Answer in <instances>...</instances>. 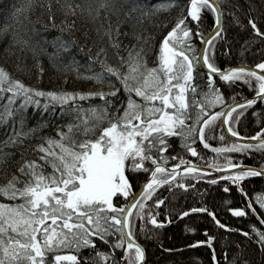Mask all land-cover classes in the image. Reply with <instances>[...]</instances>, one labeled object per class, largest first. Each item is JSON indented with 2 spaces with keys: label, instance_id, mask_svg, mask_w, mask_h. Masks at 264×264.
<instances>
[{
  "label": "snow or ice",
  "instance_id": "snow-or-ice-1",
  "mask_svg": "<svg viewBox=\"0 0 264 264\" xmlns=\"http://www.w3.org/2000/svg\"><path fill=\"white\" fill-rule=\"evenodd\" d=\"M126 2L131 3L124 12L127 17L137 11L144 16L149 10L179 7L184 0H162L153 5H145L142 0ZM30 7L31 0H27L14 9L13 15ZM109 7L111 0H99L96 8L88 5L87 10L98 17L100 9ZM204 10L213 16L207 34L201 27ZM232 15L239 24V19ZM222 16L219 0H186V14L160 40L152 66L145 59L143 48L137 49L135 45L127 49V57L119 58V65L109 64L101 57V53L107 55L103 48L95 57L89 55L90 71L78 75L95 84H106L108 91H44L12 78L0 67V123L10 120L12 127L7 139L0 142V156L6 155L4 146L23 144L25 137L36 133L35 127L26 128L27 108L40 107L41 98L46 111L55 114L59 105L61 119L74 114L71 121L57 127L55 137L39 138L42 142L33 149L38 159L24 160L17 169L20 176L13 175L0 185V196L13 201L0 203V264H143L145 250L136 239V222L139 221L141 232H145V220L156 228L164 226L166 220L157 217L167 197L161 196L158 189L163 192L166 188L168 193L173 189L187 191L193 187L185 183L187 178L204 176L200 167L183 156L168 154L170 138L179 137L183 148L193 157L198 156L197 141L217 156L264 151V126L249 137H241L235 127L247 109L264 101V59L254 65L242 63L224 69L217 66L216 41L224 39L225 31ZM247 24L251 40L245 44H264V30L258 26V20L250 17ZM105 34L111 41L110 27ZM119 34L117 24L116 35ZM196 41L200 42L198 52ZM111 46L119 47L116 43ZM53 47L57 50L49 53L50 59L59 58L60 52H67L72 44L57 37ZM97 60L99 69L92 71ZM197 75L206 79L203 87L195 83ZM215 76L229 85L246 84L254 91L253 97L240 103L235 101L233 91V102L227 103L215 84ZM92 97H99L102 103L88 108L77 104L78 100ZM217 107L219 110H214ZM217 121L231 137L248 142L240 143L237 139L229 145L213 147L208 140L216 138ZM224 139L220 134L219 140ZM170 160L179 163L169 164ZM45 166L51 171L45 172ZM207 166L217 172L234 170L208 183L229 180L245 198L248 194L240 186L241 181L264 176V166L245 167L234 163L232 156H225L222 165L208 162ZM134 181L138 186L134 187ZM224 191H229L228 187ZM255 200L264 209V194H257ZM246 207L256 212L251 202ZM228 211L236 217L247 215L242 207H229ZM189 212H206L216 225L227 228L206 207L190 208L179 215L187 216ZM260 224L264 225V219ZM250 227L264 251V231ZM243 235L249 237L250 233L245 231ZM213 239L208 235L207 241L196 243H207L211 248ZM97 241L108 250H99ZM81 249H88L90 255H83ZM117 250L122 251L118 259ZM212 259L215 264V250Z\"/></svg>",
  "mask_w": 264,
  "mask_h": 264
},
{
  "label": "trees",
  "instance_id": "trees-1",
  "mask_svg": "<svg viewBox=\"0 0 264 264\" xmlns=\"http://www.w3.org/2000/svg\"><path fill=\"white\" fill-rule=\"evenodd\" d=\"M26 2L27 0H0V67L7 70L12 78L21 80L29 87L44 91H108L106 84L103 86L95 84L78 75L90 71L89 55L95 57L103 48L107 55L101 53V57L109 64L119 65V58L127 57V49L135 45L137 49L143 48L145 59L149 66H152L160 40L174 26L176 20L182 14H186V0L179 7L156 12L149 10L144 16L137 11L127 17L124 12L129 10L131 3L126 0H111V7L100 9L98 17H95V13L90 15L87 6L96 8L99 0H31V7L27 11L13 15L14 9ZM142 2L145 5H153L161 3L162 0H142ZM219 3L223 12L222 22L225 31L224 39L216 41L214 62L217 66L223 69L242 63L254 65L264 59V44L258 41L245 44V41L251 40V29L247 24L250 17L258 20V26L264 30V0H219ZM181 9L185 12L182 13ZM233 13L239 19V24L233 19ZM203 15L204 23L201 27L206 34L212 28L213 16L207 10H204ZM117 24H119V35H116ZM241 24L244 27H241ZM109 27L112 31L111 41L105 34V29ZM57 37L70 42L72 47L67 52L61 51L59 58L50 59L49 53L57 50L53 47V41ZM113 43L118 44L119 47H112ZM199 44L200 42L196 41L197 52ZM73 61L76 64H73ZM98 69L97 60L91 70ZM214 81L229 104L233 102V91L236 93L235 101L254 94V91L242 82L229 85L219 77H214ZM195 83L203 87L206 79L202 80L197 75ZM97 103H102L99 97L77 101V104L84 108ZM59 110V105L56 106L55 114L44 110L43 98L40 107L28 106L26 128L35 127L37 131L33 136L25 137L23 144L3 147L6 155L0 156V185L6 184L13 175L20 176L17 169L24 160L38 159L33 149L42 142L39 138L55 137L57 127L72 120L74 114H67L61 119ZM214 110L218 111L219 107ZM253 112L256 115H252ZM261 126H264V101H258L252 108L247 109L241 121L235 125L240 134L245 136L253 135ZM11 131L10 120L7 123H0V142L5 141ZM220 134L225 136L223 141L219 140ZM215 136V139L208 140L213 147L229 145L233 142L226 137L219 126V121ZM169 144L171 145L168 149L169 155L183 156L199 166H207L208 162L222 165L225 156H232L233 162L237 164L244 163L258 168L264 166V151H253L251 155L224 153L217 156L215 152L204 148L197 141L195 147L198 156L193 157L183 148L179 137L170 138ZM173 162L179 163V160H170L169 164ZM44 171L50 172L51 168L45 166ZM229 174L222 176L226 177ZM216 177L205 175L203 179L189 177L185 183L193 187L188 188L187 191L173 189L172 193H168L166 188L163 192L158 189L161 196L167 197L165 203L160 206V215L157 217L166 220L164 226L156 228L145 220V232H141L139 221L136 222V239L145 250L143 264H212V250H215L218 264H244V262L264 264V251H261L257 243L258 237L250 226L254 225L261 231H264V228L246 207L248 200L256 209L257 215L264 219V209H261L255 200L257 194H264V177H248L241 181L240 186L248 194L247 198L237 190V185L229 180H218L215 185L208 183L210 179ZM140 179H143L142 174ZM136 186L138 185L134 181V187ZM225 187H228L229 191L225 192ZM12 202L0 196V203ZM200 207L215 212L217 219L227 225V228L216 225L206 212H189L183 217L179 215L181 211ZM229 207L245 208L247 215L233 216L228 211ZM245 231L250 233L249 237L243 235ZM208 235L214 238L211 248L207 243H196V241H207ZM97 243L99 250H108L102 242L97 241ZM81 252L85 256L90 255L88 249H81ZM120 255L122 251L117 250V259Z\"/></svg>",
  "mask_w": 264,
  "mask_h": 264
},
{
  "label": "water",
  "instance_id": "water-1",
  "mask_svg": "<svg viewBox=\"0 0 264 264\" xmlns=\"http://www.w3.org/2000/svg\"><path fill=\"white\" fill-rule=\"evenodd\" d=\"M208 33V32H207ZM206 33V34H207ZM199 49H200V44H199ZM199 49H198V51H199ZM234 66H238V65H234ZM234 66H229V67H234ZM216 77H218V76H216ZM253 96H250V98H252ZM244 99V98H243ZM243 99H240V100H238L237 102H240V103H242L243 102ZM231 104V103H230ZM223 130L226 132V129L225 128H223ZM226 134H227V136L229 137V139L230 140H233V141H235V140H237V139H240V138H234V137H231V135L230 134H228L227 132H226ZM241 137H249V136H245V135H242L241 134ZM246 143V142H248L247 141V139H240V143ZM240 165H242V166H245V167H252V168H258V167H256V166H251V165H247V164H240ZM198 166V165H197ZM183 167V165H181V168ZM198 167H200L201 169H202V172L204 173V175L205 176H207V177H211V176H222V175H224V174H228V173H230L231 171H234V170H225V171H220V172H217V171H215V169L214 168H210V167H208V166H198ZM260 177H264V176H260ZM247 203H249L248 202V200H247ZM250 212L252 213V215L258 220V222L260 223V220H261V218H260V216H258L257 215V213L255 212V213H253L252 212V210L250 209ZM261 226H263V228H264V225H262V224H260ZM142 246V245H141ZM144 263V262H143Z\"/></svg>",
  "mask_w": 264,
  "mask_h": 264
},
{
  "label": "bare ground",
  "instance_id": "bare-ground-1",
  "mask_svg": "<svg viewBox=\"0 0 264 264\" xmlns=\"http://www.w3.org/2000/svg\"><path fill=\"white\" fill-rule=\"evenodd\" d=\"M238 65H240V64H238ZM231 66H234V65H231ZM229 67V66H228ZM224 69V68H223ZM216 77V76H215ZM254 95V94H253ZM253 95H250V96H253ZM250 96H248V97H244V98H250ZM258 102V101H257ZM222 131L224 132V134L226 135V137H228L227 136V134H226V132L223 130V128H222ZM229 138V137H228ZM196 165V164H195ZM199 166V165H198ZM201 166H205V165H201ZM212 254H213V250H212ZM211 261H212V264H214V262H213V259H211ZM215 264H218V262H217V260L215 261Z\"/></svg>",
  "mask_w": 264,
  "mask_h": 264
},
{
  "label": "rangeland",
  "instance_id": "rangeland-1",
  "mask_svg": "<svg viewBox=\"0 0 264 264\" xmlns=\"http://www.w3.org/2000/svg\"><path fill=\"white\" fill-rule=\"evenodd\" d=\"M49 223H50V221H49Z\"/></svg>",
  "mask_w": 264,
  "mask_h": 264
}]
</instances>
